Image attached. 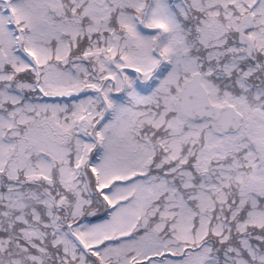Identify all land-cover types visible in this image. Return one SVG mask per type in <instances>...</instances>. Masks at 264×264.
I'll return each instance as SVG.
<instances>
[{"label":"snow or ice","instance_id":"snow-or-ice-1","mask_svg":"<svg viewBox=\"0 0 264 264\" xmlns=\"http://www.w3.org/2000/svg\"><path fill=\"white\" fill-rule=\"evenodd\" d=\"M0 264H264V0H0Z\"/></svg>","mask_w":264,"mask_h":264}]
</instances>
